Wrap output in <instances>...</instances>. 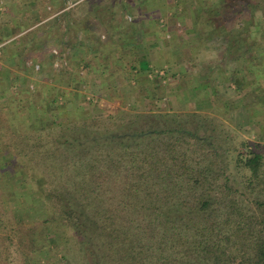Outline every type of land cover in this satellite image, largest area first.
<instances>
[{"label":"trees","instance_id":"1","mask_svg":"<svg viewBox=\"0 0 264 264\" xmlns=\"http://www.w3.org/2000/svg\"><path fill=\"white\" fill-rule=\"evenodd\" d=\"M228 2L245 4L223 0L222 7ZM240 35L239 28L221 34L226 47L242 48ZM245 53H226L233 56L230 63L235 66L223 70L228 79L224 92L218 91V81L200 93L192 87L171 93L185 105L201 94L204 99L216 97L222 104L228 90L243 91L244 70L255 71V60L253 64L243 61ZM221 55L219 62L224 59ZM136 69L127 70L132 78ZM102 71L107 74L105 82L116 72L109 71L107 63ZM169 71L162 75L150 71L151 88L168 77L175 79ZM200 73L206 78L205 69ZM109 87L115 94V86ZM46 104V111H51L53 101ZM211 115L149 110L93 118L82 113L78 125L66 133L61 123L39 120L41 134L55 127L59 133L37 137L33 144L12 128V121L4 124L7 132L0 135V152L10 156L9 166L22 175L19 182L25 184L29 197L33 181L46 213L30 230L18 227L19 240L26 232L34 235V229L47 234L52 229L58 241L72 234V238H83L79 245H88L82 249L84 257L89 252L98 263L112 259L117 264H185L194 258L195 264H264V156L256 145L243 140L233 144L239 186L246 193H256L255 210L245 213L238 199L242 191L232 186L216 145L227 144L225 138L235 141L215 131ZM261 118L264 114L251 116V120ZM72 123L69 115L66 126ZM14 143H20V148ZM65 256L62 261H67Z\"/></svg>","mask_w":264,"mask_h":264},{"label":"rangeland","instance_id":"2","mask_svg":"<svg viewBox=\"0 0 264 264\" xmlns=\"http://www.w3.org/2000/svg\"><path fill=\"white\" fill-rule=\"evenodd\" d=\"M75 1L78 0H36V3L30 0H0V135L7 132L4 127L12 121V128L33 144L37 142V137H56L59 133L55 127L41 134L38 131L39 120L61 123L66 133L67 128L78 125L79 114L82 113L93 118L116 115L120 111L138 113L149 110L213 114L215 131L235 141L229 143L225 138L227 144L216 142L220 146L226 173L232 186L243 192L242 196L238 192V199L245 213L254 211L252 198L256 197V193H246L239 186L241 174L233 166L231 151L233 144L243 140L258 146V151L264 156V119L251 120L254 114L258 117L264 114V1L242 0L245 3L242 7L235 2H228L222 7L223 0H213L217 1V5L212 7L210 17L215 20L213 26H217V30L212 32L211 44L204 49L207 52L202 48L198 52L199 47L192 48L194 43L191 42L195 37L180 40L185 43L184 47L178 48L181 52L167 56L170 58V64L167 63L169 72L175 74V79L168 77L155 89L148 83L150 71L162 75L166 68L155 64L152 69L146 67L141 54L124 52L129 45L121 35L113 36L115 30L112 27L120 23L127 27L133 23L132 14L136 11L134 9V13L130 14V10L138 7L142 0ZM179 2L171 13L183 9L182 3L186 2ZM187 4L189 6L190 3ZM255 5L259 7L251 10ZM241 11L243 14H239ZM108 19H111L110 22ZM86 24L88 28L83 31ZM238 28L242 33L239 36L242 48L238 45L226 47L221 34ZM205 33L209 34V31ZM252 44L253 47H250ZM227 50L230 53L246 52L242 55L247 63L253 64L255 60V71L243 72L242 92L228 90L222 104L216 97L208 95L204 99L202 94L186 105L175 99L172 94L174 89L181 94L192 87L200 93L217 85L218 81V91L224 92L228 79L223 70L227 65L235 66L230 63L233 56L226 54ZM221 54L224 59L219 62ZM158 58V64H161L163 56ZM106 63L109 71L116 70L107 82V74L102 73ZM89 64L91 66L87 67ZM134 65L137 68L133 70L136 77L132 78L127 70ZM178 65L180 67L177 68ZM201 69L206 70V78L201 75ZM110 85L115 86V94L111 93ZM147 95H150L148 99ZM50 101H53L51 111H46V103ZM184 105L187 110H184ZM259 108L263 110L258 112ZM68 113L75 123L66 126ZM30 125L36 128L31 129ZM14 144L20 148V143ZM9 163L10 156L0 152V264H117L112 259H101L98 263L89 252L84 257L82 249L85 250L88 245L78 244L83 238H72L70 234L58 241L52 229H49L51 234L34 229V235L25 230L19 240L18 227L30 230L44 220L46 213L33 181L34 192L29 197L25 184L19 182L22 175L13 173ZM34 174L38 173L35 171ZM27 180L30 182L31 178L27 177ZM219 197L217 194V200ZM63 248L68 250L63 252ZM63 255L68 262L62 261ZM185 264H195L194 258Z\"/></svg>","mask_w":264,"mask_h":264},{"label":"crops","instance_id":"3","mask_svg":"<svg viewBox=\"0 0 264 264\" xmlns=\"http://www.w3.org/2000/svg\"><path fill=\"white\" fill-rule=\"evenodd\" d=\"M30 1L36 3V0ZM81 1L83 0L75 1V3ZM150 1L142 0L139 2L138 7H133L130 10V14L134 13V9L136 11L135 14H132L134 21L130 26L126 27L120 23L112 27L115 30L113 36L118 37L121 35L127 42V45H129L128 48L125 47L124 52L132 55L141 54V59L146 63V67L151 69L154 68V64L157 67L168 69L167 63H169L170 58L167 56L175 52H181L178 48L184 47L185 44L183 43L184 41L182 43L181 41L183 38L187 39L188 36L195 37L196 43L198 41V45L196 46L194 39H192L191 43H194L193 49L199 47L198 52L201 51L200 48L207 52L204 49L209 47L213 36L212 32L215 33L217 30V26H213L215 20L210 17L212 7L217 5V1L193 0L190 2V0H183L186 2L182 3L183 9L179 8V12L176 13H171V9L180 3L179 0H160L156 3ZM187 2L190 3L189 6ZM123 6L124 4L121 10L124 8ZM174 10L176 9L174 8ZM127 18L128 20L130 19V17ZM84 28L83 31L88 28L87 24ZM207 31H209V34L205 33ZM15 36L13 35L12 37ZM160 38H165L166 40L162 41ZM159 55L163 56L161 64H158L160 61ZM178 67L180 66L178 65Z\"/></svg>","mask_w":264,"mask_h":264}]
</instances>
